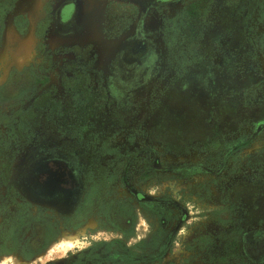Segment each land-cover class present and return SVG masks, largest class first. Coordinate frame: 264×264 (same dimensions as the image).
Listing matches in <instances>:
<instances>
[{
	"label": "rangeland",
	"instance_id": "rangeland-1",
	"mask_svg": "<svg viewBox=\"0 0 264 264\" xmlns=\"http://www.w3.org/2000/svg\"><path fill=\"white\" fill-rule=\"evenodd\" d=\"M5 3L0 264H264V0Z\"/></svg>",
	"mask_w": 264,
	"mask_h": 264
},
{
	"label": "trees",
	"instance_id": "trees-1",
	"mask_svg": "<svg viewBox=\"0 0 264 264\" xmlns=\"http://www.w3.org/2000/svg\"><path fill=\"white\" fill-rule=\"evenodd\" d=\"M12 2H14V0H12ZM9 8L7 3L5 4H0V12L4 11L5 9ZM0 34H1V31H0ZM7 252H10L9 250H6L5 248H0V253H7Z\"/></svg>",
	"mask_w": 264,
	"mask_h": 264
},
{
	"label": "flooded vegetation",
	"instance_id": "flooded-vegetation-1",
	"mask_svg": "<svg viewBox=\"0 0 264 264\" xmlns=\"http://www.w3.org/2000/svg\"><path fill=\"white\" fill-rule=\"evenodd\" d=\"M70 9V7L69 6H63V10H62V12L63 13H66V12H68V10Z\"/></svg>",
	"mask_w": 264,
	"mask_h": 264
},
{
	"label": "bare ground",
	"instance_id": "bare-ground-1",
	"mask_svg": "<svg viewBox=\"0 0 264 264\" xmlns=\"http://www.w3.org/2000/svg\"><path fill=\"white\" fill-rule=\"evenodd\" d=\"M8 38H11V37H10V33H8ZM22 47H23V44H22ZM19 48H20V47H19ZM22 50H23V49H22ZM14 62H15V61H14ZM5 68H6V67H5ZM75 237H76V236H75ZM68 245H70V244L68 243ZM68 245H67V246H68Z\"/></svg>",
	"mask_w": 264,
	"mask_h": 264
}]
</instances>
